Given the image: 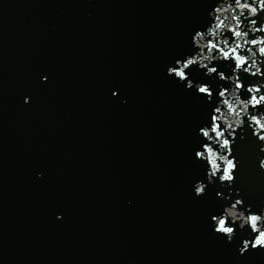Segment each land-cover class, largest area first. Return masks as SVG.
<instances>
[{
    "label": "water",
    "instance_id": "1",
    "mask_svg": "<svg viewBox=\"0 0 264 264\" xmlns=\"http://www.w3.org/2000/svg\"><path fill=\"white\" fill-rule=\"evenodd\" d=\"M218 2L4 0L42 264H264V249L239 251L243 239H252L247 228H237L229 243L211 221L235 199L253 212L264 209L261 142L244 117L232 136L225 132V138H234L229 157L238 163L234 183L219 181L222 165L208 183L207 164L195 157L204 143L197 133L210 125L219 98L198 95L166 74L178 59L207 54L191 38L197 30L206 32ZM246 16L240 17L245 39H264V32L249 31ZM249 19L258 28L264 12ZM207 39L219 48L223 39L230 47L236 40L226 30ZM240 43V55L249 56V48L256 52V45ZM211 55L217 59L206 63L217 74L206 76L198 66L186 71L215 94L230 88L218 73L231 76L235 64L219 60L215 49ZM236 75L244 100L250 96L247 86L264 84V75ZM260 113L264 106L249 107V115ZM197 181L207 185L199 197L193 190Z\"/></svg>",
    "mask_w": 264,
    "mask_h": 264
},
{
    "label": "clouds",
    "instance_id": "2",
    "mask_svg": "<svg viewBox=\"0 0 264 264\" xmlns=\"http://www.w3.org/2000/svg\"><path fill=\"white\" fill-rule=\"evenodd\" d=\"M212 11L215 15L209 14L213 22L206 29V32L197 30L191 38L193 46L198 49L206 47L207 54L197 53L192 56H186L182 61L178 59L175 61V66L168 67L166 74L173 76L178 82L185 83L186 89L194 87L198 95L208 98H212L215 95L219 98L217 106L212 109L210 125H205L198 129L197 134L204 143L201 144L200 150L195 152V157L197 160L206 162L208 183L214 182V178L221 173L222 165V174H219L218 177L219 181L221 183L232 184L235 181V171L237 170L238 163L234 158H229L232 155L234 138L232 140L225 138V132H228V135L232 136L233 132L243 127L245 123L244 117H247L248 126L253 129L252 135L256 136L259 142H261L260 151L264 152V134H260L264 132V113L249 115L250 106L254 111L258 107L264 106V94L257 95L261 92L264 84L257 86L255 83H252L247 86L246 91L250 96L247 100H244L239 94L244 90V85L240 77L236 75L238 71L257 78L264 75V73H261V68L257 63V53L259 54L258 58H264V39L257 37L256 40L248 41L245 39L248 32L240 30L242 25L240 17L244 16V13L247 12L245 19L248 20L249 31L253 33L264 32V23L257 28L254 27L257 20L249 19L257 17L260 12H264V0H253L251 4L247 0L245 2L235 0L234 5L229 3V0H219L218 6ZM221 16H223V19ZM225 30L231 32L233 37L236 38L234 47H230L226 39L220 41L224 44L223 48H219L210 39H207L205 43L206 36L212 35L213 37H217L219 34L224 33ZM241 40L245 44L251 43L256 45V52L253 53L251 48H249V56L240 55L238 49L242 48ZM214 49L219 53V60L224 62L231 60L235 64L231 76L226 77L223 72L218 73V79L230 82V88L220 87L219 92L215 94L210 90V85L190 80L186 71L191 66H198L199 69H206V76L211 77L213 74H217L216 67L208 66V63L217 59L211 55ZM250 58L251 63L249 64ZM246 64L248 66L244 67ZM250 69H254V71H250ZM113 95H116V93H113ZM28 102L29 99L26 97L25 103ZM221 106L223 107V111ZM221 123L224 125L223 129H221ZM216 145H218V148L215 147ZM222 152L224 154H221ZM259 168L264 171V158L259 160ZM206 187L207 185L203 182H195L193 185L194 194L197 197L203 195ZM217 195L219 196V193ZM211 221L214 225L213 231L218 235L224 236L229 243L237 235V228L241 231L245 230V228L249 230L252 239H243L241 241L242 246L239 248L241 254L248 250L249 247L251 249H264V209H261L259 213L253 212L251 211V206H245L242 199H235L230 206L223 207L220 215H213Z\"/></svg>",
    "mask_w": 264,
    "mask_h": 264
}]
</instances>
